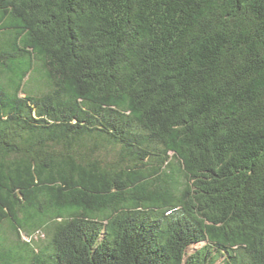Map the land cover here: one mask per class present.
Masks as SVG:
<instances>
[{
    "label": "trees",
    "instance_id": "1",
    "mask_svg": "<svg viewBox=\"0 0 264 264\" xmlns=\"http://www.w3.org/2000/svg\"><path fill=\"white\" fill-rule=\"evenodd\" d=\"M0 264H264V0H0Z\"/></svg>",
    "mask_w": 264,
    "mask_h": 264
},
{
    "label": "rangeland",
    "instance_id": "2",
    "mask_svg": "<svg viewBox=\"0 0 264 264\" xmlns=\"http://www.w3.org/2000/svg\"><path fill=\"white\" fill-rule=\"evenodd\" d=\"M106 153L109 156V158H112L114 156V153L111 152V151H106ZM43 238H44V236L42 234H40V233L33 237L34 240L43 239ZM23 239L25 241H29L30 240L28 237H26L24 235H23ZM200 246H201V244L195 245V246H193V249L199 248Z\"/></svg>",
    "mask_w": 264,
    "mask_h": 264
}]
</instances>
